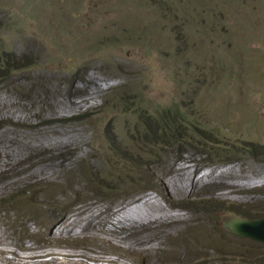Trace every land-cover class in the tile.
I'll list each match as a JSON object with an SVG mask.
<instances>
[{
	"label": "rangeland",
	"instance_id": "obj_1",
	"mask_svg": "<svg viewBox=\"0 0 264 264\" xmlns=\"http://www.w3.org/2000/svg\"><path fill=\"white\" fill-rule=\"evenodd\" d=\"M0 76V264H264L221 221L264 218V0H0Z\"/></svg>",
	"mask_w": 264,
	"mask_h": 264
},
{
	"label": "trees",
	"instance_id": "obj_2",
	"mask_svg": "<svg viewBox=\"0 0 264 264\" xmlns=\"http://www.w3.org/2000/svg\"><path fill=\"white\" fill-rule=\"evenodd\" d=\"M10 61L11 59L9 60V54H7L6 58L3 59V62L5 64V68L3 69L5 70H1V73H4V71H7L9 69L8 62ZM2 79L4 80L5 78ZM184 117L185 114L179 112L176 108H169L167 110L155 113V116L150 120V122L147 123L146 127H144L143 129V142L145 147L147 148V144L153 146V148H149L150 150H148V152H151V149H154L155 151L157 150L155 154L150 155L158 156L159 154H163V152H165V150H168V148L176 146L178 148H184V146L187 145L185 142L186 136H184L182 131L183 123L186 121V119H183ZM198 155L201 157L204 156L206 160L209 161V163L212 162V160L210 159L215 157L207 151L198 153ZM157 162L158 159L155 163Z\"/></svg>",
	"mask_w": 264,
	"mask_h": 264
},
{
	"label": "bare ground",
	"instance_id": "obj_3",
	"mask_svg": "<svg viewBox=\"0 0 264 264\" xmlns=\"http://www.w3.org/2000/svg\"><path fill=\"white\" fill-rule=\"evenodd\" d=\"M66 102V101H65ZM72 111V110H71ZM36 132V131H35ZM47 136V135H46ZM37 137V136H36ZM28 145V144H27ZM252 147V146H251ZM257 153V152H256ZM251 155V154H250ZM263 155V154H262ZM188 171V170H187ZM204 177V175H200L199 176V179H202ZM190 178V177H189ZM188 179H186V181H187ZM202 180H204V178L202 179ZM202 180H201V182H202ZM198 181V180H197ZM186 183V182H185ZM187 184V183H186ZM198 184V183H197ZM195 185H196V183H195ZM188 188V187H187ZM234 188V187H233ZM183 189V188H182ZM172 190H173V188H172ZM178 191H179V189H178ZM152 192V191H151ZM129 209H130V207H129ZM156 212V213H155ZM135 214H136V217H138L137 218V220H135L134 221V224H142V223H147V222H149V221H151V220H155V219H160V217H164V218H166V217H170V218H174V217H178L177 215H172V214H170L169 213V211H167L166 209H164L163 207H162V205L158 202V201H155V200H152L150 197H148V198H145L143 201H142V203L140 204V207L136 210V212H135ZM157 214V215H156ZM141 215H144V216H146V217H143V216H141ZM129 217V216H128ZM139 217H140V219L141 220H138L139 219ZM148 217V218H147ZM126 218H127V216H126ZM161 218V219H162ZM178 219H179V217H178ZM124 220V219H123ZM127 220V219H126ZM172 220V219H171ZM174 220V219H173ZM161 221V220H160ZM122 222V221H121ZM126 222H128V221H126ZM155 222H156V220H155ZM55 230V229H54ZM54 230L53 231H51V232H53V233H55L54 232ZM225 230V229H224ZM65 233H68L67 231H65ZM57 236H60L61 235V233H55ZM105 243V242H104ZM87 244V243H86ZM85 247V246H84ZM84 247H82L81 249L80 248H76V247H72V248H69L70 249V252H71V257L70 258H72V259H75V260H78V259H80V260H82V258H84V255H86V256H88L87 258H85L87 261H90V260H92V257L94 256V254H92L89 250H87L86 251V249H87V247H86V249H84ZM68 250V249H67ZM85 250V251H84ZM94 251H96V249H93ZM129 251V250H128ZM95 253V252H94ZM133 254H134V252H133ZM20 258H18L16 255H15V258H16V261L17 262H22V254L20 253ZM31 256V255H30ZM47 257H50L49 255L47 256ZM108 259H110V256H106ZM25 261H27V262H30L31 260H28V257H27V259H25L24 260V262ZM23 262V263H24ZM107 263L108 264H117L118 263V261H107ZM49 264V263H48ZM136 264V263H135Z\"/></svg>",
	"mask_w": 264,
	"mask_h": 264
},
{
	"label": "water",
	"instance_id": "obj_4",
	"mask_svg": "<svg viewBox=\"0 0 264 264\" xmlns=\"http://www.w3.org/2000/svg\"><path fill=\"white\" fill-rule=\"evenodd\" d=\"M221 221L230 233L264 244V218L248 220L227 215L221 218Z\"/></svg>",
	"mask_w": 264,
	"mask_h": 264
},
{
	"label": "clouds",
	"instance_id": "obj_5",
	"mask_svg": "<svg viewBox=\"0 0 264 264\" xmlns=\"http://www.w3.org/2000/svg\"><path fill=\"white\" fill-rule=\"evenodd\" d=\"M63 212H66L65 209H64V211H62V213L58 212V217H57L58 219L61 218V215L63 214ZM108 256H110V259H115L113 257V255H108ZM105 258H107V257H105Z\"/></svg>",
	"mask_w": 264,
	"mask_h": 264
}]
</instances>
